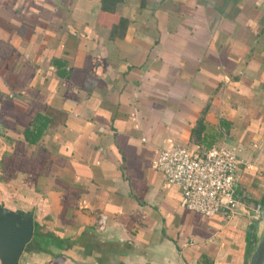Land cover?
<instances>
[{"label":"crops","instance_id":"0c3cea01","mask_svg":"<svg viewBox=\"0 0 264 264\" xmlns=\"http://www.w3.org/2000/svg\"><path fill=\"white\" fill-rule=\"evenodd\" d=\"M173 144L237 155L233 207L180 205ZM0 204L32 218L18 264H248L264 0H0Z\"/></svg>","mask_w":264,"mask_h":264},{"label":"built area","instance_id":"2783aa9c","mask_svg":"<svg viewBox=\"0 0 264 264\" xmlns=\"http://www.w3.org/2000/svg\"><path fill=\"white\" fill-rule=\"evenodd\" d=\"M240 161L221 144L196 150L173 144L159 150L156 167L179 187L181 206L210 217L234 206V175Z\"/></svg>","mask_w":264,"mask_h":264},{"label":"water","instance_id":"95a60500","mask_svg":"<svg viewBox=\"0 0 264 264\" xmlns=\"http://www.w3.org/2000/svg\"><path fill=\"white\" fill-rule=\"evenodd\" d=\"M264 219V205L259 218ZM33 222L29 214L0 204V263L18 264L24 244L30 239ZM264 260V229L252 251L248 264H262Z\"/></svg>","mask_w":264,"mask_h":264},{"label":"trees","instance_id":"16d2710c","mask_svg":"<svg viewBox=\"0 0 264 264\" xmlns=\"http://www.w3.org/2000/svg\"><path fill=\"white\" fill-rule=\"evenodd\" d=\"M38 116L36 117V119L38 120ZM43 126V124H38V129H37V134H38V131H40V128ZM28 129L25 130V134L27 133ZM32 134V133H31ZM36 134V135H37ZM35 137V136H32V138Z\"/></svg>","mask_w":264,"mask_h":264}]
</instances>
